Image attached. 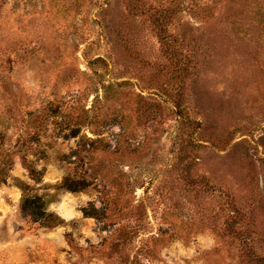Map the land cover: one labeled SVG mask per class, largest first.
<instances>
[{
    "label": "rangeland",
    "instance_id": "374dc122",
    "mask_svg": "<svg viewBox=\"0 0 264 264\" xmlns=\"http://www.w3.org/2000/svg\"><path fill=\"white\" fill-rule=\"evenodd\" d=\"M207 1L0 0V264H264V0Z\"/></svg>",
    "mask_w": 264,
    "mask_h": 264
},
{
    "label": "trees",
    "instance_id": "16d2710c",
    "mask_svg": "<svg viewBox=\"0 0 264 264\" xmlns=\"http://www.w3.org/2000/svg\"><path fill=\"white\" fill-rule=\"evenodd\" d=\"M129 2L131 0H128ZM221 3V0H208L206 3L199 5V4H195V6H190L191 10L194 12V14L199 15L197 17H200L201 19L204 20H211L213 18H215V12H213L212 10L214 9V7H216L217 5H219ZM199 5V6H198ZM177 7H174V13L173 12H167L169 13V17L168 16H164L161 17L159 19H156L154 21L157 22H165L168 18L171 19V15L172 18L175 16L176 13H178V11L175 13L176 10H178ZM136 11L135 6H133L131 8V12ZM173 13V14H172ZM193 23H195L194 19L191 20ZM196 24V23H195ZM218 27L223 28L221 26V23L219 22ZM160 33L164 32V29L160 28ZM243 33V32H242ZM213 33H208L206 34V37L209 39L211 38ZM194 41L197 42V40L192 39ZM174 42L175 44H177V42H179V39L177 36H175L174 38ZM191 43H189V49L187 50V57L189 58V60H191L193 63H195V55L199 52V44H197L196 42L190 41ZM192 45V48H190V46ZM197 47V48H196ZM214 51L217 49V47H213L212 48ZM178 50L175 49L174 50V55H175V60H176V64L181 65L180 60L178 59ZM185 70V69H184ZM98 142V141H93V143ZM30 174L32 176V178L34 180L38 179V172H36L33 168H30ZM81 183V182H79ZM20 189L22 190V198H21V204H20V209L34 222L36 221H42V224H48L49 223V219L50 217H52V214H47L45 212V204L44 201L42 200V198L40 196H36V195H30L29 194V188L24 185V184H19ZM61 188H64L70 192H80L82 190L85 189V186L83 183L81 184H77L75 181H71L68 178L64 179L62 184L60 185ZM84 215L85 216H93L94 213L93 212H89V211H84Z\"/></svg>",
    "mask_w": 264,
    "mask_h": 264
}]
</instances>
